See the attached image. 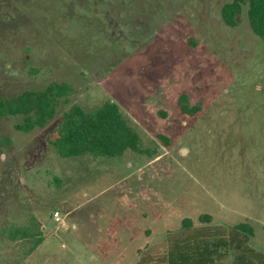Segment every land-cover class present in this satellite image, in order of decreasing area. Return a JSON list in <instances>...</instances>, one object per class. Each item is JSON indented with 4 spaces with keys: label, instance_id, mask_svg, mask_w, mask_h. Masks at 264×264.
I'll return each mask as SVG.
<instances>
[{
    "label": "rangeland",
    "instance_id": "374dc122",
    "mask_svg": "<svg viewBox=\"0 0 264 264\" xmlns=\"http://www.w3.org/2000/svg\"><path fill=\"white\" fill-rule=\"evenodd\" d=\"M230 1L0 0V96L74 88L31 132L16 128L22 116H0V141L10 139L0 143V228L35 215L44 230L28 256L29 241L0 236V264H135L138 249L203 213L251 224L264 254V40L246 5L239 25L225 23ZM183 95L199 110L183 111ZM108 101L144 152L59 155L49 135L64 112Z\"/></svg>",
    "mask_w": 264,
    "mask_h": 264
},
{
    "label": "trees",
    "instance_id": "16d2710c",
    "mask_svg": "<svg viewBox=\"0 0 264 264\" xmlns=\"http://www.w3.org/2000/svg\"><path fill=\"white\" fill-rule=\"evenodd\" d=\"M244 5L251 29L264 40V0L225 3L222 7L225 23L231 27L239 25ZM73 90L70 83L52 82L42 90H26L13 97L0 96V116H22L16 128L31 132L55 118L61 104L70 103L69 95ZM179 103L185 112L199 110L188 105L187 95L180 97ZM158 137L165 145L170 144L168 137L161 134ZM49 141L63 157L88 154L113 158L123 156L128 150L144 152L139 132L128 115L112 101L93 109L73 104L49 135ZM0 143L8 144L10 139L4 137ZM199 222L198 225L192 218H184L179 230L168 231L161 242L138 249L139 259L135 264H264V254L250 244L254 234L251 224L241 222L232 227L216 224L209 213L201 214ZM0 236L12 241H29L23 254L28 256L44 240V230L42 223L32 215L28 223L8 222L0 228ZM116 240L115 235L113 241Z\"/></svg>",
    "mask_w": 264,
    "mask_h": 264
},
{
    "label": "built area",
    "instance_id": "2783aa9c",
    "mask_svg": "<svg viewBox=\"0 0 264 264\" xmlns=\"http://www.w3.org/2000/svg\"><path fill=\"white\" fill-rule=\"evenodd\" d=\"M54 218L56 219V221H60L62 218V215L60 213V211H55L54 212Z\"/></svg>",
    "mask_w": 264,
    "mask_h": 264
},
{
    "label": "crops",
    "instance_id": "0c3cea01",
    "mask_svg": "<svg viewBox=\"0 0 264 264\" xmlns=\"http://www.w3.org/2000/svg\"><path fill=\"white\" fill-rule=\"evenodd\" d=\"M138 259H139V258H138ZM138 259H137V261H138ZM137 261H136V262H137ZM136 262H135V263H136Z\"/></svg>",
    "mask_w": 264,
    "mask_h": 264
},
{
    "label": "water",
    "instance_id": "95a60500",
    "mask_svg": "<svg viewBox=\"0 0 264 264\" xmlns=\"http://www.w3.org/2000/svg\"><path fill=\"white\" fill-rule=\"evenodd\" d=\"M185 151V150H184Z\"/></svg>",
    "mask_w": 264,
    "mask_h": 264
}]
</instances>
